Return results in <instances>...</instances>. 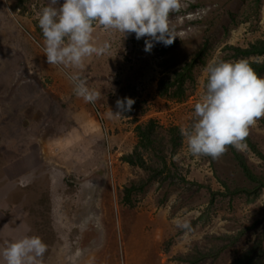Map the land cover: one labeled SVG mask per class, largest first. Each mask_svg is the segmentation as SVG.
Here are the masks:
<instances>
[{"label": "rangeland", "instance_id": "obj_1", "mask_svg": "<svg viewBox=\"0 0 264 264\" xmlns=\"http://www.w3.org/2000/svg\"><path fill=\"white\" fill-rule=\"evenodd\" d=\"M181 2L170 14L171 45L153 42L146 52L147 37L97 26L94 42L109 50L75 69L49 65L43 54L36 17L48 0H0V247L27 234L46 243L42 264H233L253 242L264 245V187L243 176L228 147L218 159L191 155L185 139L176 150L182 175L210 188L168 185L124 160L137 124L153 118L165 142L168 128L193 122L208 61L264 40V0ZM199 52L192 97L159 96V78ZM76 72L99 93L95 102L74 94ZM125 97L135 101L130 111L117 108ZM256 125L249 139L264 155V126ZM239 147L264 182V160ZM253 186L256 195H230ZM196 250L213 255L184 259Z\"/></svg>", "mask_w": 264, "mask_h": 264}, {"label": "clouds", "instance_id": "obj_2", "mask_svg": "<svg viewBox=\"0 0 264 264\" xmlns=\"http://www.w3.org/2000/svg\"><path fill=\"white\" fill-rule=\"evenodd\" d=\"M181 0H48L37 14L47 63L64 68L83 69L86 58L104 55L110 48L97 45L94 29L99 26L122 34L134 33L145 39L144 50L153 42L171 45L176 35L170 14L179 12ZM203 91L194 104L193 122L181 127L188 152L196 157L218 159L228 146L239 147L249 129L264 118V77L247 61L230 62L214 58L204 68ZM73 92L85 102H95L99 93L90 90L79 72L69 75ZM134 99H117L120 111H130ZM120 115V112L113 113ZM46 243L36 235L6 241L0 247L2 264H42Z\"/></svg>", "mask_w": 264, "mask_h": 264}, {"label": "trees", "instance_id": "obj_3", "mask_svg": "<svg viewBox=\"0 0 264 264\" xmlns=\"http://www.w3.org/2000/svg\"><path fill=\"white\" fill-rule=\"evenodd\" d=\"M232 52L230 58L226 61H247L250 66L254 69L256 74L260 77H264V40H256L245 47L241 46H228ZM201 52L195 54L192 59L180 68L174 69L172 75L169 78H159L157 82L158 95L168 99H175L179 102L186 101V99L192 97V94L196 91L193 90V86L188 89V82L194 85V74L193 69L200 60ZM261 57V58H260ZM260 58V59H259ZM256 126H264V118L259 119L256 122ZM137 143L133 150L124 156V160L130 165L140 167L142 169H148L151 171V175L158 177L161 180H167L168 185H180L179 181L183 183H190L197 185L198 187L210 188L207 182L198 183L195 181H188L184 175H182V164L176 162L178 159L176 150L181 146L183 139H185L177 126L168 128L165 133L168 138L165 142L162 141V137L156 131V124L153 118L146 120L145 123L137 124L135 126ZM246 143V146L250 151L255 154L259 159L264 160V155L259 152L258 147L253 144L249 135L241 142ZM230 153L237 161L240 172L249 180H258L261 182L260 187H264V182L260 180L259 175L255 174L248 164V158L243 153L244 150H240V147L228 146ZM168 155V159L166 157ZM150 157H154L155 160L151 162ZM211 160V158H210ZM133 185V184H132ZM136 186H128L125 188L126 192ZM240 192L250 195L252 192L254 195L257 194V186L249 188H234L231 194H237ZM219 252V249L216 253ZM193 254H187L184 256L185 260L189 262L201 259V257L213 253L210 251H199L196 250ZM233 264H264V245L263 242H253L251 247L235 256Z\"/></svg>", "mask_w": 264, "mask_h": 264}, {"label": "bare ground", "instance_id": "obj_4", "mask_svg": "<svg viewBox=\"0 0 264 264\" xmlns=\"http://www.w3.org/2000/svg\"><path fill=\"white\" fill-rule=\"evenodd\" d=\"M31 125V124H30ZM134 186V185H133ZM144 205V204H143Z\"/></svg>", "mask_w": 264, "mask_h": 264}]
</instances>
